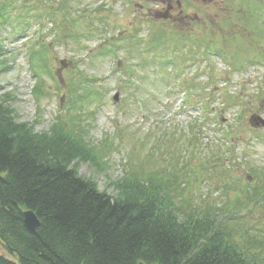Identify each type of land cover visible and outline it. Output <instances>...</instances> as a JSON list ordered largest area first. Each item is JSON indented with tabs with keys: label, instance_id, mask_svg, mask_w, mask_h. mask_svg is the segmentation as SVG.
I'll return each instance as SVG.
<instances>
[{
	"label": "rangeland",
	"instance_id": "obj_1",
	"mask_svg": "<svg viewBox=\"0 0 264 264\" xmlns=\"http://www.w3.org/2000/svg\"><path fill=\"white\" fill-rule=\"evenodd\" d=\"M27 1L26 8L33 7L35 13L43 7L41 0L33 5L34 0ZM68 4L65 10L77 19V32L91 27L87 20L94 12V22L95 16L106 18L100 35L124 30L132 36L136 41L132 50L149 66H138L137 71L146 77H135V84L125 87L118 78L127 79L119 61L123 48L118 57L100 56L103 36L58 39L64 29L46 16L27 19L21 31V11H13L8 21H0V97L16 119L36 132H49L55 121L77 131L102 163L75 159L73 164L99 190L117 195L116 183L128 173L153 174L186 211L194 205L216 213L244 241L248 234L260 236V231L264 236V206L256 202L258 187L264 184V127L251 120L256 115L264 119V0H68ZM103 5L110 9L100 8ZM26 13L22 12L24 18ZM83 14L87 16L82 18ZM161 18L173 24H164L169 37L146 53L151 30ZM138 22L141 31L136 33ZM198 26L208 30V39L199 45L192 35L177 41L175 30L181 34L180 30ZM206 45L210 47L205 50ZM154 57L160 64L153 66ZM179 71L181 78L174 76ZM156 74L157 79L151 78ZM37 79L46 90L39 96L33 92ZM185 87L193 90L189 101ZM81 90L89 95L84 98ZM193 123L203 133L199 135ZM0 251L5 252L1 245Z\"/></svg>",
	"mask_w": 264,
	"mask_h": 264
},
{
	"label": "trees",
	"instance_id": "obj_2",
	"mask_svg": "<svg viewBox=\"0 0 264 264\" xmlns=\"http://www.w3.org/2000/svg\"><path fill=\"white\" fill-rule=\"evenodd\" d=\"M27 4V0H0V21H8L13 11L20 10L21 31L27 19L46 16L64 29L58 38L63 41L67 37L77 40L81 34L103 36L99 30L106 18L98 15L94 22V12L87 20L91 27L84 33L77 32V19L65 10L68 0H41L43 7L38 13L33 7L27 9ZM103 6L100 8L110 9ZM22 12H28L25 18ZM157 22L146 53L169 37L164 24H173L166 19ZM69 26L73 29H67ZM174 32L179 35V43L190 35L195 36L197 45L209 38L208 30L199 26L193 31L180 30L181 34ZM120 35L101 37L104 41L97 54L117 56L123 48L125 53L119 61L126 80L131 74L145 78L132 67V59L140 57L132 50L136 41L126 32ZM37 52H31L30 58L35 59ZM151 61L154 66L160 64L156 57ZM137 65L149 67L141 60ZM151 78L157 79V74ZM37 80L33 92L39 96L46 90L43 81ZM78 93L84 98L89 95L86 90ZM5 102L0 97V245L5 251H0V264H264L261 231L258 237L248 234L249 240L244 241L216 213L194 205L186 211L187 207L173 201L170 190L163 189V180L153 174L144 178L138 171L128 173L116 183L120 185L117 195L99 190L73 164L75 159L97 166L102 163L77 131L55 121L49 132H36L28 123L18 121ZM258 202L264 206V195ZM25 210H32L39 220L34 231L24 223Z\"/></svg>",
	"mask_w": 264,
	"mask_h": 264
},
{
	"label": "water",
	"instance_id": "obj_3",
	"mask_svg": "<svg viewBox=\"0 0 264 264\" xmlns=\"http://www.w3.org/2000/svg\"><path fill=\"white\" fill-rule=\"evenodd\" d=\"M254 120L256 124H261L264 126V119L260 118L259 116L255 117ZM23 219L25 225L30 231H34L39 224V220L32 210H25L23 212Z\"/></svg>",
	"mask_w": 264,
	"mask_h": 264
},
{
	"label": "bare ground",
	"instance_id": "obj_4",
	"mask_svg": "<svg viewBox=\"0 0 264 264\" xmlns=\"http://www.w3.org/2000/svg\"><path fill=\"white\" fill-rule=\"evenodd\" d=\"M153 66H154V64H153Z\"/></svg>",
	"mask_w": 264,
	"mask_h": 264
}]
</instances>
